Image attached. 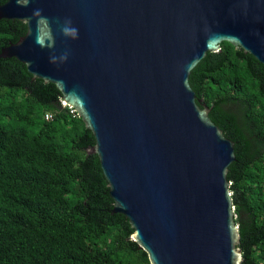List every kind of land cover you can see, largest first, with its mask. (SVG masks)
I'll return each instance as SVG.
<instances>
[{
  "label": "water",
  "instance_id": "obj_1",
  "mask_svg": "<svg viewBox=\"0 0 264 264\" xmlns=\"http://www.w3.org/2000/svg\"><path fill=\"white\" fill-rule=\"evenodd\" d=\"M27 33L5 47L93 133L131 239L151 264H242L235 143L191 72L228 42L264 65V0H8Z\"/></svg>",
  "mask_w": 264,
  "mask_h": 264
},
{
  "label": "trees",
  "instance_id": "obj_2",
  "mask_svg": "<svg viewBox=\"0 0 264 264\" xmlns=\"http://www.w3.org/2000/svg\"><path fill=\"white\" fill-rule=\"evenodd\" d=\"M26 33L23 22L0 20V54ZM190 84L235 143L228 180L242 264H264V65L224 42ZM95 145L54 84L0 59V264H151L129 220L113 213Z\"/></svg>",
  "mask_w": 264,
  "mask_h": 264
},
{
  "label": "built area",
  "instance_id": "obj_3",
  "mask_svg": "<svg viewBox=\"0 0 264 264\" xmlns=\"http://www.w3.org/2000/svg\"><path fill=\"white\" fill-rule=\"evenodd\" d=\"M63 106H64V107H69V108L71 109V113H72V114H77V112L75 111V109H73L72 107L68 106L64 101H63ZM51 117H52V116H51L50 114H47V115H46L47 120L51 119Z\"/></svg>",
  "mask_w": 264,
  "mask_h": 264
}]
</instances>
